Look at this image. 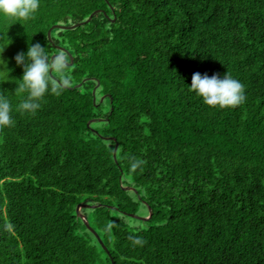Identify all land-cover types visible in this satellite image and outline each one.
Instances as JSON below:
<instances>
[{"label": "trees", "instance_id": "trees-1", "mask_svg": "<svg viewBox=\"0 0 264 264\" xmlns=\"http://www.w3.org/2000/svg\"><path fill=\"white\" fill-rule=\"evenodd\" d=\"M30 43L70 77L35 115L15 111ZM0 44V264H264V0H40ZM197 72L246 101L205 105Z\"/></svg>", "mask_w": 264, "mask_h": 264}, {"label": "clouds", "instance_id": "clouds-1", "mask_svg": "<svg viewBox=\"0 0 264 264\" xmlns=\"http://www.w3.org/2000/svg\"><path fill=\"white\" fill-rule=\"evenodd\" d=\"M39 8L40 0H0V17L27 21L38 12ZM7 45L0 44V84L9 81L12 71L3 59V52ZM15 63L23 67L22 77L13 78L17 84L14 93L22 97L15 111L35 115L46 96H60L70 84V77L66 71V58L49 57L46 47L39 43H30L26 52L15 56ZM53 71L62 78L61 81L52 77ZM188 89L211 108H236L247 99L244 84L227 74L220 78L218 75L209 77L207 74L202 75L197 72L192 76ZM13 112V106L5 91L0 89V130L15 125ZM108 228L111 229V225ZM131 239L134 245L143 244L139 237Z\"/></svg>", "mask_w": 264, "mask_h": 264}, {"label": "water", "instance_id": "water-1", "mask_svg": "<svg viewBox=\"0 0 264 264\" xmlns=\"http://www.w3.org/2000/svg\"><path fill=\"white\" fill-rule=\"evenodd\" d=\"M100 10H96V11H94L92 14H91V16H90V18L88 19V21L92 18V16L93 15H95L96 13H98ZM80 24H82V23H78V24H76V26H78V25H80ZM75 26V25H74ZM64 27H67V26H64ZM50 34H51V29H50V31H49V36H50ZM53 57H56V55H54ZM71 64V63H70ZM116 149H117V146L115 147V154H116ZM88 206H96V205H89V204H79L78 206H77V213H78V215L85 221V223H86V225H87V227L92 231V232H94L96 235H97V237H98V239H99V241H100V243H102V240H101V238H100V236L95 232V230L89 225V222L87 221V219H86V217L80 212V210L83 208V207H88ZM151 215H152V211L150 210V213H149V215H148V217L147 218H145V217H140V218H142V219H149L150 217H151ZM105 247V246H104Z\"/></svg>", "mask_w": 264, "mask_h": 264}, {"label": "rangeland", "instance_id": "rangeland-1", "mask_svg": "<svg viewBox=\"0 0 264 264\" xmlns=\"http://www.w3.org/2000/svg\"><path fill=\"white\" fill-rule=\"evenodd\" d=\"M100 101H103V97H101ZM86 204H88V203H86ZM92 207H94V206H92ZM141 217H145V218H147L148 216H141ZM93 233H94V232H93ZM97 239H98V237H97Z\"/></svg>", "mask_w": 264, "mask_h": 264}]
</instances>
